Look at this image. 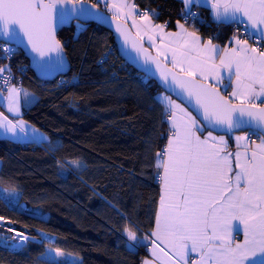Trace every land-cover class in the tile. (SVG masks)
<instances>
[{"label": "snow or ice", "instance_id": "snow-or-ice-1", "mask_svg": "<svg viewBox=\"0 0 264 264\" xmlns=\"http://www.w3.org/2000/svg\"><path fill=\"white\" fill-rule=\"evenodd\" d=\"M86 3L87 0H0V52L4 53L0 59L9 60L22 46L42 71L63 69L66 53L56 39L57 27L76 20L77 27L82 28L81 19L104 22L109 19L107 10L117 20L127 22L131 18L137 36L146 37L156 48L157 55L153 56L132 44L143 55L145 64L155 63L165 91L187 103L200 119L170 96L158 97L169 114L172 131L165 148L157 153L161 194L155 226L148 236H138L125 227L129 250L147 241L153 256L162 264H264V0H181L185 22L195 23L200 14L192 9L204 6L217 24L236 26L225 47L213 44L212 39L202 42L179 20L178 31L165 32L167 21L152 22L153 16L159 18L158 12L140 11L126 0H97L88 7ZM100 3H104L105 12L94 11ZM69 4L71 7H67ZM116 29L127 42L128 30L120 23ZM159 58L167 60L171 67L163 66ZM226 78L228 84H224ZM13 79L10 65L0 66V106H5L12 116L9 119L0 113V136L14 142L48 144L49 150L56 152L59 143L37 134L20 118V93L26 106L36 97L11 85ZM177 112L182 113L179 119ZM245 130V135H235ZM213 132L230 136L236 150L229 151L225 135L215 136ZM66 163L82 167L77 160ZM0 199L13 210H26L20 195H11L7 189ZM17 224L0 215V248L21 251L36 240L25 234L27 226L17 231ZM40 235L41 243L48 239L51 244L46 233ZM65 256L59 248L41 254L42 259L49 258L44 264H56L57 257ZM58 264H77V260L62 259Z\"/></svg>", "mask_w": 264, "mask_h": 264}, {"label": "trees", "instance_id": "trees-1", "mask_svg": "<svg viewBox=\"0 0 264 264\" xmlns=\"http://www.w3.org/2000/svg\"><path fill=\"white\" fill-rule=\"evenodd\" d=\"M134 1L158 12L153 17L167 21L169 29L177 20L185 22L181 0ZM193 11L200 18L185 23L205 38L225 43L236 32L235 25L214 22L207 7ZM80 24L58 33L71 62L66 77L77 81L41 80L25 58L22 89L36 100L26 106L21 92L22 118L59 143L58 150L0 138V197L7 189L26 205L13 210L0 199V215L18 221L17 231L27 226L25 234L40 240L41 232L48 234L51 244L45 239L21 251L0 248V264H44L49 258L41 254L50 248L73 255L77 264H142L149 254L146 245L130 251L124 229L146 236L155 226L161 189L157 153L171 133L157 95L167 93L127 62L121 66L125 60L110 30ZM72 160L82 167L66 163Z\"/></svg>", "mask_w": 264, "mask_h": 264}, {"label": "water", "instance_id": "water-1", "mask_svg": "<svg viewBox=\"0 0 264 264\" xmlns=\"http://www.w3.org/2000/svg\"><path fill=\"white\" fill-rule=\"evenodd\" d=\"M94 4H96L94 1L87 0L85 7H88V6H91ZM67 7H71V5L69 4V5H67ZM95 10L105 12V8H102L99 5H98L97 9H94V11ZM106 15L109 19L104 21V22H101V21H98L95 19H88V20L81 19L80 22H82V23H96V24H99V25L107 28L108 30H110L114 35V40H115V43H116V46H117V49H118L120 56L130 66L135 68L137 71L141 72L142 74H145L149 78L156 81L157 84L165 91V88L163 87V85L161 83L160 76H159V69H157L155 67V63L152 61H149L147 64H145L144 59H143V55L141 53H137L136 48H133L132 44L135 43L136 47H142L144 49H147L148 52L151 53V55H153V56H156L157 53L151 47H149L143 39H141L139 36H137V33H135V31L133 30V28L131 27V25L128 22H125V20H123V19L117 20L113 16V14L111 12H109L108 10L106 12ZM75 21L76 20H72L68 23H65L63 25L58 26L57 30H56V39L59 40L58 33L62 28L72 26ZM117 23H120L122 28H125L128 30L129 40L127 42H124L123 36L117 31V29H116ZM0 40L2 41L3 38L0 37ZM61 44H63V43L61 42ZM20 48L22 49L25 56L29 59L30 67L34 70V72L36 73L38 78L41 80H47V81L48 80H54L61 75H66L71 69V62H70L68 54L65 50V47H64V51L66 53V66L63 69H60V70L53 69L50 72H45V71H42L40 68H38L35 65V63L33 62L32 56L28 54V51L22 46ZM55 55H56V53H52L53 57ZM159 59H160V62L163 66H166L169 68L171 67L170 63L163 60L162 58H159ZM205 83H209V82L205 81ZM217 87H220V86H217ZM220 90H221L222 94L227 95V93L224 92V90L221 87H220ZM166 93L169 94L170 96H172L173 98H175L176 100H178L179 102H181L183 105H185L198 118V120L200 119V117L197 116L196 112H194L192 110V108L189 107V105L187 103H185L182 99H179L176 95L172 94L171 92H166ZM238 132H242V131H238ZM238 132H236V133H238ZM214 133L227 135V134L222 133V132H214Z\"/></svg>", "mask_w": 264, "mask_h": 264}, {"label": "crops", "instance_id": "crops-1", "mask_svg": "<svg viewBox=\"0 0 264 264\" xmlns=\"http://www.w3.org/2000/svg\"><path fill=\"white\" fill-rule=\"evenodd\" d=\"M92 1H97V0H92ZM117 2H122V0H117ZM126 2L127 3H129V4H136V2L134 1V0H126ZM104 7H105V5H104V3H101ZM137 5V4H136ZM138 6V5H137ZM138 9H139V6H138ZM195 9V7L192 9V10H194ZM109 12H111V10H108ZM112 13V12H111ZM113 14V13H112ZM212 16V15H211ZM121 19H123V18H121ZM136 19H137V21H138V23H139V16L137 15L136 16ZM124 20V19H123ZM127 22L131 25V27L133 28V30L135 31V33H136V29L132 26V23H131V18H128V20H127ZM152 22L154 23V24H164V23H162V22H158V21H156V19L154 18V17H152ZM181 23H183V24H185V27L189 30V31H194V32H196L197 33V35L201 38V41L202 42H206L208 39H210V38H205V37H203L197 30H195L194 28H192V27H190L189 25H187L185 22H181ZM164 31L165 32H176V31H178V28L176 27L175 29H169V28H165L164 29ZM141 33H143V29H141ZM140 37V36H139ZM232 37V36H231ZM231 37H229V39L231 38ZM242 38H247V37H242ZM228 39V40H229ZM144 41H145V43L149 46V47H151L150 46V43H149V41L147 40V38L145 37L144 39H143ZM228 40L225 42V43H222V42H219V41H216V40H213L212 39V42H213V44H216V45H219L220 47H225V46H228ZM156 43L157 44H159L160 43V41H159V39H157L156 40ZM249 43L250 44H252L253 42L251 41V40H249ZM155 52H156V48L155 47H151ZM262 50H264V49H262ZM157 53V52H156ZM163 59V58H162ZM164 60V59H163ZM165 61H167V60H165ZM168 62V61H167ZM217 63H218V60H217ZM234 79V78H233ZM208 82H210V81H208ZM228 79L226 78L225 80H224V84H228ZM217 86H220V85H217ZM222 89H223V87L222 86H220ZM224 90V89H223ZM232 89L231 88H229L228 89V91L230 92ZM159 96H168L167 94H165V93H159L158 95H157V97H159ZM4 97H7V92H4ZM173 101H175L173 98H171ZM22 100H21V93H20V113H21V116H20V118H22V102H21ZM176 102V101H175ZM177 104H180V103H178V102H176ZM5 104H6V100H5ZM181 105V107L182 108H184V109H186L188 112H190V113H192L185 105H183V104H180ZM0 113H3L4 115H6V116H9V119H12V116L8 113V111L6 110V107L5 106H1L0 107ZM192 115L193 116H195L193 113H192ZM176 116H177V118L179 119L181 116H182V113H180V112H177L176 113ZM197 118V117H196ZM23 119V118H22ZM198 119V118H197ZM24 120V119H23ZM27 124H29V125H31L33 128H35L36 130H37V134H44L45 136H47L48 137V135L44 132V131H42L41 129H39V128H37L36 126H34L33 124H31V123H29V122H27L26 120H24ZM169 127H170V129H171V131H172V127H171V123L169 122ZM245 132L246 131H242V132H238V133H235V135H245ZM171 134V133H170ZM205 135H206V133H204ZM213 135H215V136H220V135H224V134H217V133H214L213 132ZM0 138H6V137H4V136H0ZM49 138V137H48ZM225 138L228 140V144H229V151H235L236 150V147H235V142L231 139V137H229L228 135H225ZM6 139H8V138H6ZM253 139H255V137H253ZM259 141L257 140V143H258ZM22 143H29V142H27V141H24V142H22ZM160 194H161V189H160ZM146 236H148V235H146ZM239 239H243V237L242 236H240L239 237ZM145 245H146V247L148 248V250H149V254L146 256V257H144V259H143V262H142V264H145V261H149V262H151V264H162V262L160 261V260H158L155 256H153V254H152V245H151V243L150 242H147L146 241V243H145ZM162 247H163V245H162Z\"/></svg>", "mask_w": 264, "mask_h": 264}, {"label": "built area", "instance_id": "built-area-1", "mask_svg": "<svg viewBox=\"0 0 264 264\" xmlns=\"http://www.w3.org/2000/svg\"><path fill=\"white\" fill-rule=\"evenodd\" d=\"M139 10L140 11H144V10H149V8H139ZM240 32H241V34L243 33V29L242 28L240 29ZM242 37H246V36L242 35ZM0 42H2V41L0 40ZM7 46H15V45H6V47ZM256 46H259V45H256ZM262 49H264V48H262ZM21 52H23V51L19 47L17 49L15 55H13L9 60L0 59V66H3V65H10L11 66V74H12V76L15 77V79H13L11 81V85H14L18 89H22V86H23L22 85L23 84V75L26 73L27 66H28L26 61H25L26 56L22 57L21 56ZM109 53H114V48H111L109 50ZM109 53L106 54V58L108 57ZM3 55H4V53L0 52V57H2ZM104 60H105V58L101 62H103ZM123 65H124V67L126 66V61L122 62L121 66H123ZM21 69H23V71ZM4 75L7 76L8 73H5ZM143 75L145 76L144 79L146 80L148 78V76H146L145 74H143ZM57 78L60 81V83H67L69 81H77L78 80L77 76H74V77H72V79H70V78L66 77V75H61V76H59ZM11 85H9V86H11ZM168 115L169 114H167L165 116V118L169 122ZM157 179H158V175H157Z\"/></svg>", "mask_w": 264, "mask_h": 264}, {"label": "rangeland", "instance_id": "rangeland-1", "mask_svg": "<svg viewBox=\"0 0 264 264\" xmlns=\"http://www.w3.org/2000/svg\"><path fill=\"white\" fill-rule=\"evenodd\" d=\"M211 39V38H210ZM168 96H170V95H168ZM171 97V96H170ZM172 98V97H171ZM174 99V98H173ZM176 102H178V103H180V104H182L181 102H179L178 100H176V99H174ZM44 233V232H43ZM28 235V234H27ZM47 236L51 239V237L47 234ZM36 240H40L39 238H36ZM46 240H48V239H46ZM52 255H55V253L54 252H52ZM57 259H60V260H62V259H65V260H67V261H69V262H71V261H73L75 258H74V256L73 255H70V254H67L66 253V256L64 257V258H60V257H57ZM76 260V259H75ZM77 263H78V260H77Z\"/></svg>", "mask_w": 264, "mask_h": 264}]
</instances>
